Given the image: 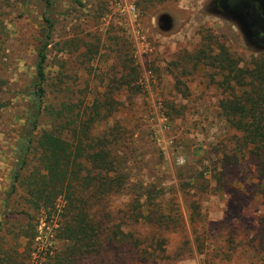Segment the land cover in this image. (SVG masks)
<instances>
[{"label":"trees","instance_id":"16d2710c","mask_svg":"<svg viewBox=\"0 0 264 264\" xmlns=\"http://www.w3.org/2000/svg\"><path fill=\"white\" fill-rule=\"evenodd\" d=\"M39 1L43 27L35 70L23 90L28 110L3 218L11 215L15 197L28 210L20 212L17 219L24 223L15 234L1 223L0 264H32L40 214L47 215L46 244L60 245L40 252L42 264H177L188 256L200 264H264V53L242 64L226 47L218 54L211 44L199 50L193 61L216 69L215 80L220 77L219 109L234 131L231 145L213 167L188 177L178 173L176 185L145 182L135 173L138 157L132 159L134 129L115 120L123 89L142 91L138 66L133 59H116L115 77L104 90L89 98L78 91L67 99L65 75L53 82L48 72L58 0ZM6 106L0 101V110ZM242 165L250 174L241 197L257 207L259 218L252 228L239 226V217L226 209L228 220L211 226L203 195L232 189ZM181 192L190 197L187 217Z\"/></svg>","mask_w":264,"mask_h":264},{"label":"rangeland","instance_id":"374dc122","mask_svg":"<svg viewBox=\"0 0 264 264\" xmlns=\"http://www.w3.org/2000/svg\"><path fill=\"white\" fill-rule=\"evenodd\" d=\"M214 1L57 2L48 72L53 82H57L58 75H65L66 97L75 98L73 94L79 91L89 98L92 92L104 90L102 86L110 82L109 77H115L116 59H133L140 70L142 91L131 94L123 89L117 96L122 105L115 120L134 129L129 140L132 159L138 157L135 173L145 182L176 185L178 173L188 177L213 167L221 150L233 140L234 131L219 109L224 97L220 77L212 78L216 69L197 65L193 57L211 44L216 54L226 47L245 64L264 50L246 39L237 22L218 13L213 8ZM43 12L39 0L28 4L0 0V78L5 82L0 86V101L7 105L0 110V225L3 222L6 233L8 229L13 234L19 232L24 222L17 218L20 212L28 210L15 197V204L11 202L9 206L11 215L3 218L16 165L19 132L28 110L23 90L35 70ZM169 107L177 108L180 114L171 113ZM247 170L242 165L239 183L232 189L220 195L213 191L203 195L211 226L228 220L226 209L239 217L236 223L239 226L243 223L250 227L259 218L257 207H248L241 197L242 191H247L246 177L250 174ZM189 200L187 194L180 193L185 217ZM40 216L41 236L33 245V251L39 247L36 253L39 258L40 252L46 253L51 245L60 246L58 242L46 244L47 215ZM177 264L200 263L188 256Z\"/></svg>","mask_w":264,"mask_h":264},{"label":"flooded vegetation","instance_id":"af4514ba","mask_svg":"<svg viewBox=\"0 0 264 264\" xmlns=\"http://www.w3.org/2000/svg\"><path fill=\"white\" fill-rule=\"evenodd\" d=\"M243 7L250 11L239 26L246 39L254 46L264 50V0H215L213 8L220 14L227 15V6Z\"/></svg>","mask_w":264,"mask_h":264},{"label":"water","instance_id":"95a60500","mask_svg":"<svg viewBox=\"0 0 264 264\" xmlns=\"http://www.w3.org/2000/svg\"><path fill=\"white\" fill-rule=\"evenodd\" d=\"M227 17L231 20L239 23V21H243L247 13L250 11V7L248 5H244L243 7L236 6H227Z\"/></svg>","mask_w":264,"mask_h":264},{"label":"built area","instance_id":"2783aa9c","mask_svg":"<svg viewBox=\"0 0 264 264\" xmlns=\"http://www.w3.org/2000/svg\"><path fill=\"white\" fill-rule=\"evenodd\" d=\"M41 262L42 261L39 259V257L35 256L33 261H32V264H42Z\"/></svg>","mask_w":264,"mask_h":264}]
</instances>
